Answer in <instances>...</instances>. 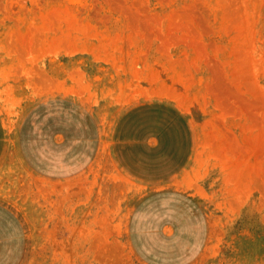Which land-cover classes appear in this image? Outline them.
<instances>
[{"label": "rangeland", "instance_id": "1", "mask_svg": "<svg viewBox=\"0 0 264 264\" xmlns=\"http://www.w3.org/2000/svg\"><path fill=\"white\" fill-rule=\"evenodd\" d=\"M49 99L78 104L97 130L91 158L66 174L23 150ZM149 100L177 105L195 133L175 185L207 229L179 264H264V0H0V204L22 231L6 264H154L129 231L145 186L111 151L119 116Z\"/></svg>", "mask_w": 264, "mask_h": 264}, {"label": "crops", "instance_id": "2", "mask_svg": "<svg viewBox=\"0 0 264 264\" xmlns=\"http://www.w3.org/2000/svg\"><path fill=\"white\" fill-rule=\"evenodd\" d=\"M64 139L57 142L53 131ZM30 136L23 150L48 175L79 169L96 148L92 117L76 103L49 99L24 124ZM7 126L0 113V162L6 155ZM195 148L194 129L183 110L165 100L126 108L111 134V151L129 179L145 186V196L132 210L129 231L140 255L154 264H179L197 252L206 237L205 211L175 178ZM22 231L15 214L0 204V264L19 255Z\"/></svg>", "mask_w": 264, "mask_h": 264}]
</instances>
